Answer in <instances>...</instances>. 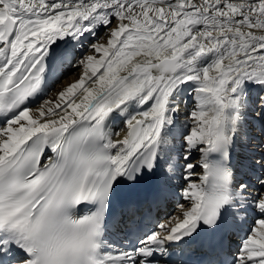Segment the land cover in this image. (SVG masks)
Listing matches in <instances>:
<instances>
[{
	"label": "bare ground",
	"instance_id": "bare-ground-1",
	"mask_svg": "<svg viewBox=\"0 0 264 264\" xmlns=\"http://www.w3.org/2000/svg\"><path fill=\"white\" fill-rule=\"evenodd\" d=\"M169 3L172 4V13L162 19V22L176 19L175 25L169 32L157 35L154 40L152 36L139 41L131 40L121 49L117 58L110 59L105 70L90 80L65 109L22 128L26 123L58 106L81 86L83 79L91 76L101 62V57L94 54L99 55L112 46L121 25L126 28L135 22L129 19L131 14L143 15L145 18L142 22L147 23L153 16L150 7L154 14L159 16L164 5L151 3L150 7L137 8L129 11L126 16L120 13L116 18L120 20L95 43L94 50L88 52L80 61L81 68L74 75L62 80L38 106L31 108L27 120L21 118L19 122L16 120L14 129L1 136L0 158L6 150L3 147L6 143L5 137L17 140L22 135L21 139H23L30 133L74 117V114L84 108L87 101H91L90 105H101L133 90L141 91L143 100H149L154 110L135 113L132 118L154 121L155 126H160L176 114L180 116V122L188 129L192 140L195 138L205 141L211 132L210 126H213L220 114V108L224 105L222 98L236 104L239 98H232L231 95L241 89L245 77L253 74L257 76V80H264V0H170ZM3 8L4 6L0 5V19L4 14ZM208 24L215 28V35L222 36L221 41L211 39L212 31L209 30ZM194 41L213 43L219 47L223 42L234 48L244 49V46H248L251 50L235 53L230 58L219 61L217 65L213 51L204 49V52L193 53V48H189V45ZM184 48L186 51L181 61L184 63L181 71L170 79L154 83V77L158 73L155 68L156 60ZM195 56L197 59H203L204 63L197 64L192 60ZM196 69H200L202 73L196 75ZM191 74L196 85L192 90L196 99L192 105H187L177 96L185 92L184 80ZM236 111L238 118L243 116L238 107ZM164 113L167 114L163 122L157 115L163 116ZM18 130L21 132L19 133ZM184 205L182 203L173 216Z\"/></svg>",
	"mask_w": 264,
	"mask_h": 264
},
{
	"label": "water",
	"instance_id": "water-1",
	"mask_svg": "<svg viewBox=\"0 0 264 264\" xmlns=\"http://www.w3.org/2000/svg\"><path fill=\"white\" fill-rule=\"evenodd\" d=\"M160 63H161V61L159 62V64H160ZM173 63H175V60H174ZM163 64H164L166 67H169V66L171 65V64L169 63V61H165ZM165 71H166L168 74H171L172 71H173V68H166Z\"/></svg>",
	"mask_w": 264,
	"mask_h": 264
},
{
	"label": "rangeland",
	"instance_id": "rangeland-1",
	"mask_svg": "<svg viewBox=\"0 0 264 264\" xmlns=\"http://www.w3.org/2000/svg\"><path fill=\"white\" fill-rule=\"evenodd\" d=\"M261 44H263V43H261ZM248 47V46H247ZM249 48H251V47H249ZM242 50H244V49H242V47H240V48H235V50H234V53H239L240 51H242ZM248 51V50H247ZM223 60V59H222ZM221 61V60H220ZM26 116H30V113L29 112H27L26 114H25Z\"/></svg>",
	"mask_w": 264,
	"mask_h": 264
}]
</instances>
